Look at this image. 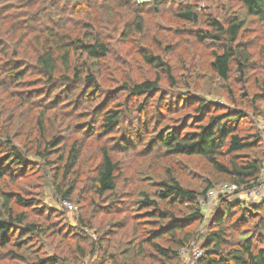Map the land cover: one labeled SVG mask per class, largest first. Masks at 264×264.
Returning a JSON list of instances; mask_svg holds the SVG:
<instances>
[{
  "label": "trees",
  "instance_id": "16d2710c",
  "mask_svg": "<svg viewBox=\"0 0 264 264\" xmlns=\"http://www.w3.org/2000/svg\"><path fill=\"white\" fill-rule=\"evenodd\" d=\"M152 1L156 10L168 1L175 4L174 0ZM240 2L249 15L264 21V0ZM131 4V0H0V182L43 171L54 195L72 203L78 180L75 168L82 145L77 141L69 146L67 142L62 145L63 137L51 136L49 139L48 123L57 116L64 119L63 107H74L80 98H96L101 88L98 76L110 46L102 32L107 28L104 21L92 18L91 13L104 8L108 26L114 18V9ZM177 4L176 18L189 24L198 23L196 7L189 1ZM78 14L85 17L73 21ZM132 14L130 22L122 27V37L141 34L144 30L141 11L134 10ZM206 23L207 28L204 33H198L197 38L202 42L209 40L221 48L220 53H213L212 67L216 75L227 80L233 62L238 72H246L252 66V54L239 41L245 19L232 16L223 23L207 17ZM142 59L163 70L170 81L176 83L171 67L159 56L143 53ZM122 88L135 97L152 95L160 89L159 78L125 84ZM259 96L255 95V100L263 97ZM185 98L181 105L192 108L195 111L193 117L190 121L182 119L176 125L155 131L150 147L160 148L169 155L203 158L227 184L236 186L239 191L256 185L263 158L242 153L254 145V140L238 133L243 113L199 96L187 95ZM12 101L19 108L26 104L28 109L38 108L36 117L30 118L33 124L28 128L29 134H24L28 143L19 140L22 133L18 129L12 132L13 113L8 124L3 119L4 104ZM102 104L97 113L100 117L98 126L91 124L87 133L83 130V137L107 138L121 126L125 109ZM145 105L143 100L135 107L141 117ZM156 122L161 124L160 116L153 124ZM151 125L146 118L143 122L131 123V128L115 143L128 154L142 144L138 143L140 136L150 133ZM112 149L101 146L88 194L92 192L95 197L89 196L93 207L97 199L106 200L95 212L107 216L125 215L128 208L117 191L120 162L113 158ZM212 187L214 183L209 182L201 191L185 188L169 174L159 182L152 195L142 192L141 199L135 201L137 214L145 213L155 225L142 232L139 221L133 219L131 237L119 246L117 254L107 251L105 246L113 229L98 233V238L92 239L84 230L92 229L94 214L89 217L80 210L76 214L77 226L61 224L59 231H54V234H70L77 238L71 256L60 257L53 251L40 258L32 246L35 237L46 236L50 223L29 218L27 208L36 204V199H26L18 193L0 189V248H9V254L16 258L36 259L29 264H148L147 257L177 264L181 250L188 251L201 238V254L192 264H264V201L247 205L241 200H228L229 193L220 195L217 207L200 230L204 218L200 200ZM38 206L49 221L59 215L57 211L49 212L50 208L46 206ZM180 207L186 213L178 211ZM250 224L251 228L248 227ZM125 225L122 220L109 224L112 228ZM163 240L165 244L161 243Z\"/></svg>",
  "mask_w": 264,
  "mask_h": 264
},
{
  "label": "rangeland",
  "instance_id": "374dc122",
  "mask_svg": "<svg viewBox=\"0 0 264 264\" xmlns=\"http://www.w3.org/2000/svg\"><path fill=\"white\" fill-rule=\"evenodd\" d=\"M131 1V5L113 10L114 18L111 19L108 26L106 25L108 20L105 21L107 18L102 11L104 8L97 13H91L92 18L104 21V27L107 28L102 32L110 46V53L102 60L101 72L98 76L101 88L96 94V98H92V100L80 98L74 107H63L64 119H61L62 121L61 117L57 116L56 119L52 118L48 123L49 139L51 136L57 137V139L63 137L62 145L67 142L69 146L74 141H77L78 145H82L78 166L75 168L78 172V180L72 203L54 195L52 189L47 185L43 171L32 172L22 177L18 176L13 181L6 178L0 182L1 190L18 193L26 199H36V204L27 208L29 218L50 223L46 236L35 237V243L32 246L39 258L52 254L53 251L60 257L71 256L77 238L70 234L61 236L54 233L59 231L61 224L77 226L76 214L80 210L89 217L94 214L91 220L92 229L85 228L84 230L92 239L98 238V233L113 229L107 236L109 241L105 246L107 251L116 253L119 246L122 247V243L130 239L133 219L139 221L140 224L138 222L136 224H139V230L142 232L154 227V222L145 213L137 214L139 210L135 206V201L141 199L142 192L152 195L158 189L159 182L169 174L173 175L183 187L197 191H201L209 182L214 183V187L211 189L215 198L208 207L201 206L204 218L199 228L202 229L219 203L220 190L227 184L224 178L203 158L169 155L160 148L150 147V139L154 136L155 131L162 127L168 128L176 125L182 119L190 121L193 117L195 111L188 106L181 105L187 95L218 102L229 109L234 107L243 113L238 124V133L254 140V145L242 153L263 158L262 171L256 185L249 189L229 193L228 200H241L247 205H257L264 201V21L249 15L240 0H174L175 4L168 3L170 2L168 1L158 10L152 7V0ZM184 1H189L196 7L199 15L197 24L180 21L174 16L177 3ZM134 10H140L143 14L144 30L141 34L134 33L129 37H122V27L124 23L130 22ZM232 16L245 19V26L239 41L251 52L252 66L247 68L244 73L238 72L236 64L233 62L229 78L223 81L216 75L212 67L213 53H220L221 48L209 40L199 41L197 34L204 33V29L207 28V17H213L224 23ZM84 17V15L78 14V16H74L73 21ZM143 53L157 55L168 64L176 83H172L163 70L144 62ZM156 77L159 78L160 89L153 92L152 95L144 94L135 97L130 95L127 89L122 88L125 84ZM255 95L263 97L259 96L260 98L255 100ZM106 96L108 98L105 100ZM143 100L146 105L143 117H141L135 107ZM103 102L108 107L125 109L121 126L115 133L107 135V138L83 137V130H86L87 133L91 124H94L95 127L98 126L100 117L97 113L102 108ZM28 106L26 104L19 108L12 101L4 104L3 108L5 123L8 124L10 114L13 113L15 124L11 125L12 132H17L15 129H18L19 133H22L19 140L26 143H28V138L24 134H29L28 128L33 124L30 118H33L38 110V108L28 109ZM18 114H21V117L18 118ZM157 116L162 119L160 125H158L159 122L153 124ZM144 118L152 123L149 129L150 133L140 136L138 143L142 144L125 154L121 145H117L115 141L131 128V123L143 122ZM32 132L35 136V132L33 130ZM101 146L113 147L114 150H110L111 154L115 160L120 162L117 191L127 205L128 209L125 215L107 216L103 212H95V209L102 207L106 200L97 199L95 207L90 202L89 196L95 197L92 192L88 194V187L93 167L100 157ZM250 191L252 194L249 193ZM38 205L50 208L49 212L57 211L59 215L49 221L46 214V216L42 215L41 207ZM17 207L24 210L21 206ZM178 211L182 214L186 213L181 207L178 208ZM130 217L132 219H128ZM120 220L126 225L118 228L109 226L111 222ZM252 224L248 227L251 228ZM161 243L165 244L164 240ZM201 244L202 240L198 238L192 244L191 249L186 253H181L177 264H192L195 258L191 251L200 250ZM8 249L0 248V264H29V261H36L28 256L25 259L16 258L9 254ZM146 261L148 264H168L157 257H147Z\"/></svg>",
  "mask_w": 264,
  "mask_h": 264
},
{
  "label": "built area",
  "instance_id": "2783aa9c",
  "mask_svg": "<svg viewBox=\"0 0 264 264\" xmlns=\"http://www.w3.org/2000/svg\"><path fill=\"white\" fill-rule=\"evenodd\" d=\"M236 190H238V188H236V186L226 184L220 190V193H221L220 195H223L226 193L236 192ZM249 193L252 194V191H250ZM214 196H215V194H214L213 190L212 189L208 190L205 194V197L202 200H200L201 206L208 207L209 203L215 198ZM64 203H67V202L64 201ZM186 251L187 250H181V253H186ZM191 253H192L194 258H198L201 254V251L199 249H194L193 251H191Z\"/></svg>",
  "mask_w": 264,
  "mask_h": 264
}]
</instances>
